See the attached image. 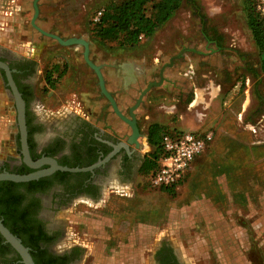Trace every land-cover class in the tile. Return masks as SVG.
I'll return each mask as SVG.
<instances>
[{
  "label": "rangeland",
  "instance_id": "rangeland-1",
  "mask_svg": "<svg viewBox=\"0 0 264 264\" xmlns=\"http://www.w3.org/2000/svg\"><path fill=\"white\" fill-rule=\"evenodd\" d=\"M32 1L0 0V48L36 61L39 79L35 99L51 116H59L65 108L83 115L78 95L86 92L89 104L103 109L101 115L106 123L119 129L120 134H129L130 127L100 93L97 77L82 57V46L62 45L31 25ZM109 1L121 0H37L36 23L64 38L79 36L87 40L93 62L105 63L113 57L123 60L158 50L165 54L161 64L175 55L172 63L165 66V87L163 83L151 86L134 109L140 131L139 153L145 155L143 162L152 149L145 143V132L159 116L168 131L186 130L182 125L204 121L214 137L194 155L174 189L152 185L149 176L153 169L151 165L142 166V162L132 188L113 180L115 189L128 195L106 190L105 201H72L58 212L61 217L57 214L65 230L62 243L84 246L78 264H150L152 249L165 238L186 264H217L220 254L226 255V247L214 243L218 237L224 238L226 224L232 223L235 240L239 244L243 239L251 243L244 253L262 260L264 71L246 22L249 0H181L150 37L142 36L143 48L138 53L134 47L100 41L92 34V15ZM54 65L57 69L52 78L64 71L49 87L45 75ZM126 76L106 77L107 87L124 114L146 86V82L141 84L140 75ZM158 78L157 72L155 81ZM201 88L202 99L188 105L194 90ZM155 95L163 97L165 109L160 102L155 106L150 101ZM7 104L13 122V103ZM190 130L201 132L204 128L196 126ZM11 144L14 147L13 140ZM205 197L211 213L200 216L193 202ZM203 217L212 218L206 229L201 225ZM197 236L210 237L208 245L200 246Z\"/></svg>",
  "mask_w": 264,
  "mask_h": 264
},
{
  "label": "flooded vegetation",
  "instance_id": "flooded-vegetation-1",
  "mask_svg": "<svg viewBox=\"0 0 264 264\" xmlns=\"http://www.w3.org/2000/svg\"><path fill=\"white\" fill-rule=\"evenodd\" d=\"M0 60L8 65L12 79L25 101L26 140L30 158L36 160L49 156L55 158L59 164L72 163L78 167L99 162L92 169L84 171L57 169L49 175L24 181L22 184L4 186L0 183V210L8 207L3 197H12L9 207L15 208L17 223L25 226L26 237L34 240L39 255L58 256L55 259L56 264H78L84 246L79 243H62L65 230L59 220L61 214L58 212L64 211L74 200L82 201L85 198L92 202L99 199L105 201L106 190L118 192L112 184L115 182L113 180H118L120 184H129L132 188L138 177V168L145 158L144 154L139 153V137L137 145L128 143L130 131L129 134H120L119 129L106 123V119L101 115L103 109L98 104L91 105L96 107L92 111L82 110L83 115L68 112L65 108L59 116H51L45 112V106L35 99L39 79L36 61L28 55L5 48H0ZM0 86L3 97L7 103L12 102L14 108L2 68ZM11 130L9 149L3 154L0 153V171L27 173L36 170L37 168L28 166L23 160L16 115ZM11 149L12 153L9 151ZM44 167L47 165L43 164L38 168ZM2 181L4 180H0ZM4 188L8 190L5 192ZM0 219L2 220V217ZM18 257L16 251L1 239L0 264H22ZM150 264L186 262L179 257L170 240L162 238L151 251Z\"/></svg>",
  "mask_w": 264,
  "mask_h": 264
},
{
  "label": "trees",
  "instance_id": "trees-1",
  "mask_svg": "<svg viewBox=\"0 0 264 264\" xmlns=\"http://www.w3.org/2000/svg\"><path fill=\"white\" fill-rule=\"evenodd\" d=\"M181 0H121L120 2L109 1L104 7L102 14L97 22L94 23L92 34L100 41H116L120 46H134L140 41L141 36H150L161 24H163L170 14L179 7ZM249 10L246 13L247 26L251 31L252 38L258 47L260 58V68L264 71V23L259 14L255 11L253 0H249ZM54 65L45 75V82L49 87H53L55 81L62 75L63 69L54 78L52 72L56 71ZM167 132L157 123H151L146 131V141L151 146L148 157L142 166L151 165L152 169L157 165L160 156L161 136ZM67 165V164H66ZM67 166H74L72 163ZM2 185H16L25 182H13L4 180ZM168 190L169 188H165ZM5 192L8 189H5ZM7 208H1L0 218L9 230L21 238L22 243L30 246V253L35 264H56V257H41L36 250L34 240L26 237L27 230L23 224L17 223L14 216L15 208L10 209L12 197L5 198ZM13 205V204H12ZM3 239L0 236V240ZM19 258V257H18Z\"/></svg>",
  "mask_w": 264,
  "mask_h": 264
},
{
  "label": "crops",
  "instance_id": "crops-1",
  "mask_svg": "<svg viewBox=\"0 0 264 264\" xmlns=\"http://www.w3.org/2000/svg\"><path fill=\"white\" fill-rule=\"evenodd\" d=\"M9 4L10 3L8 1V5ZM150 36H147L146 38H148ZM141 38H142V36H141ZM141 38L137 44L132 46L137 50V51H135L137 53L140 51L141 48H143ZM173 56L175 57V55H173ZM125 58L126 59H123V60L122 59L119 60V58H118V60H116V58L113 57V58L105 61V63H98L95 61L96 64L99 66L101 72H102L106 87L108 84L106 77L109 75L113 78L116 77V75L118 77L122 76V75H127L126 77H128L129 75L130 76L134 75V74H135V76L140 75L141 81H142L141 84L143 85L144 82H146V85H147L148 83L155 81L154 77L156 76L157 72H158V77H159L160 67L163 64H165V62L160 64V62L165 61V54H163V51H158V50L155 51L154 53L150 54V55L144 54V53L143 54L139 53V54L132 55L130 57H125ZM177 72H178L177 76H179L180 74H179L178 69H177ZM162 74H163V79H162L161 83H163V85H164L163 87H165V78H166L165 66L163 68ZM212 87H214V86H212ZM107 89H108V87H107ZM202 89L203 88L198 89V90H194V98L188 103V105H191L192 103H195V102H199L202 99V95H203ZM79 94L80 95H78L79 96L78 100L80 101L79 104H81L80 106H81V109L83 111H85V110L88 111L90 109L92 111V109L96 108L94 106H91L89 104V101L87 99H85L87 96L86 92H80ZM150 101H152L155 104V106L157 105V102H160L161 108L165 109V103H164V99L162 96H158V95L152 96L150 98ZM10 112H11V110L7 104V100L3 97L2 93L0 92V153L1 154H3V152H5L9 149V138H10L11 131H12L11 130L12 129V124H11L12 122L10 120L11 119L10 118L11 117ZM151 123H157L161 127H163V128L165 127V120L161 116H159L154 121L150 122L149 125ZM182 126L183 127H181V128H187L186 130L193 129L196 126L200 127V128H204V130L201 132H197V131H194V132H196L198 134H202L204 132H211L212 137H214L213 132L211 130L207 129V125L205 124L204 121L197 123L196 125L190 124V125H182ZM169 131H177V130L173 129V130H169ZM191 131H193V130H191ZM145 135H146V132H145ZM145 143L148 144L147 141ZM208 207H210V204L206 201V197L205 198H198L193 202V208H194L196 214H198L200 216L207 215V214L211 213L209 211L210 208H208ZM203 220H204V224L203 223L201 224V225H203V227H202L203 229H206L205 226L212 224V218L204 219V217H203ZM219 230H221V228ZM224 233H225L224 238H222V236H220L221 238L218 237L216 239V242L214 243L217 247H226V255L220 254V257H218L216 259L217 264H264V255H263V257H261L262 260H258L259 258L251 257V256H248L244 253L243 250H245V248H247V247H250L251 243L249 244L248 240L243 239L242 244H239L238 239L236 238L237 240H235V233H234V228H233L232 223H230L229 225L226 224ZM197 238H200L197 241V243H199L200 246H202V245L206 246V245H208L207 242L210 241V239H209L210 237L202 239L203 237L197 236L196 240H197ZM234 241H237V243L235 244ZM246 242H248V244ZM239 247H243V249L239 250L238 249ZM239 252H241V255H239L240 254ZM192 263H194V260H192Z\"/></svg>",
  "mask_w": 264,
  "mask_h": 264
},
{
  "label": "water",
  "instance_id": "water-1",
  "mask_svg": "<svg viewBox=\"0 0 264 264\" xmlns=\"http://www.w3.org/2000/svg\"><path fill=\"white\" fill-rule=\"evenodd\" d=\"M32 6H33V14L31 16L30 23L31 25L38 30L40 33L49 36L53 39H55L57 42H59L62 45L69 46V45H81L83 50H82V57L86 64L92 68L94 71L96 77H97V83L99 87L100 93L108 100L113 112L121 118L126 124L130 127V134L128 136V143H133L134 145L138 144V137L140 136L139 128L136 123V116L134 113V109L138 106L140 101L142 100L143 95L145 92L151 87V86H156L159 85L163 79V68L164 66L170 65L172 62V59L174 56H172L169 61L165 64H163L160 67L159 70V79L157 81H152L148 83L139 93L137 96L135 102L129 107L128 109V114L125 115L118 107L115 98L111 94L109 90H107L104 82V77L102 75V72L97 64H95L89 57V42L85 40L82 37H68V38H62L59 35L47 31L40 26H38L35 23V19L38 14V5H37V0L32 1ZM0 68H2L5 72L6 78H7V84L9 86L8 93L11 94L12 99L14 101V108H15V115H16V125L19 131V137H20V143H21V150H22V155H23V160L24 162L33 168H37L34 171L27 172V173H16L12 171H0V180H9L13 182H24V181H29L32 179H36L40 176H45L51 174L53 171L59 169V170H64V171H70V172H75V171H84L88 169H92L94 166L98 165L99 162L93 163L89 166H83V167H78V166H67V165H62L57 163L56 159L53 157L49 156H42L36 160H32L28 154L27 151V140H26V122H25V101L23 97L21 96V93L18 91L12 76L10 69L8 65L0 60ZM125 144V143H124ZM126 145V144H125ZM46 164L47 167L44 168H38L41 165ZM0 235L3 238L4 242H7L19 255V261L22 264H35L31 253H30V248L26 245H24L21 241V239L12 233L7 226H5L0 219Z\"/></svg>",
  "mask_w": 264,
  "mask_h": 264
},
{
  "label": "built area",
  "instance_id": "built-area-1",
  "mask_svg": "<svg viewBox=\"0 0 264 264\" xmlns=\"http://www.w3.org/2000/svg\"><path fill=\"white\" fill-rule=\"evenodd\" d=\"M253 2L255 11L264 23V0H253ZM102 11L103 9L100 8L92 15L91 19L94 23L99 20ZM211 138V132L198 134L191 130H177L163 133L160 140L162 152L157 159V165L150 173V183L161 188L174 189L194 155L200 153ZM118 191L127 194L122 190Z\"/></svg>",
  "mask_w": 264,
  "mask_h": 264
}]
</instances>
